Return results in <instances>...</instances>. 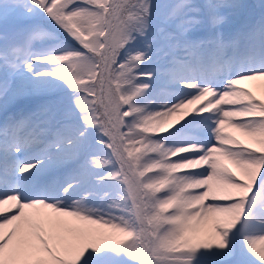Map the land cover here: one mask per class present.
Returning <instances> with one entry per match:
<instances>
[{"label": "snow or ice", "instance_id": "6c2138e0", "mask_svg": "<svg viewBox=\"0 0 264 264\" xmlns=\"http://www.w3.org/2000/svg\"><path fill=\"white\" fill-rule=\"evenodd\" d=\"M0 264H264V0H0Z\"/></svg>", "mask_w": 264, "mask_h": 264}, {"label": "rangeland", "instance_id": "374dc122", "mask_svg": "<svg viewBox=\"0 0 264 264\" xmlns=\"http://www.w3.org/2000/svg\"><path fill=\"white\" fill-rule=\"evenodd\" d=\"M252 2L258 3V2H259V0H252Z\"/></svg>", "mask_w": 264, "mask_h": 264}]
</instances>
